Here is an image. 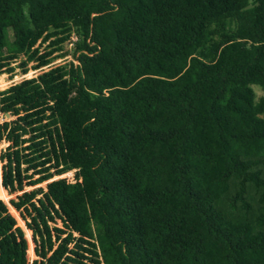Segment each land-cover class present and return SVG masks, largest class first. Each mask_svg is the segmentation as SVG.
<instances>
[{
  "label": "trees",
  "instance_id": "1",
  "mask_svg": "<svg viewBox=\"0 0 264 264\" xmlns=\"http://www.w3.org/2000/svg\"><path fill=\"white\" fill-rule=\"evenodd\" d=\"M29 69L0 264H264V0H0V73Z\"/></svg>",
  "mask_w": 264,
  "mask_h": 264
},
{
  "label": "rangeland",
  "instance_id": "2",
  "mask_svg": "<svg viewBox=\"0 0 264 264\" xmlns=\"http://www.w3.org/2000/svg\"><path fill=\"white\" fill-rule=\"evenodd\" d=\"M74 38L75 37L72 36L69 40L64 42L62 44V46H61V50L57 52V53H61V52L62 53H64V52L67 53L65 56H57L55 59L51 60V62L49 64L44 65V66H42L39 69L45 70V69H47L50 66H53L55 64L63 63L65 61H67V60H70L71 59V52H72V41L74 40ZM39 69H29L24 74H20L19 72H15L12 76H9L5 72L0 73V89L5 88L11 82L18 81V80H20L22 78L30 77V76L35 75L39 71ZM252 88H253L254 92L256 93V95L260 94L261 90H260V87L258 85H253ZM3 118H7V117L5 115L0 116V120L3 119ZM1 146H2V144H0V147ZM262 168L264 170V166ZM58 176L59 177H67L69 179H72L73 178L72 177V170H66V171L60 173ZM17 192H18L17 189H13V190H10V191L2 190V187L0 185V198L2 200H4L5 202H7L8 198L12 197ZM8 210L14 215L17 223L23 227L22 221L18 217L17 213L14 210H12L9 206H8ZM23 230H24V233H26L24 227H23ZM26 237L28 239V242H27V245H28L27 255H28L29 258H31V257H33L31 236L29 234V237H28L27 233H26Z\"/></svg>",
  "mask_w": 264,
  "mask_h": 264
},
{
  "label": "built area",
  "instance_id": "3",
  "mask_svg": "<svg viewBox=\"0 0 264 264\" xmlns=\"http://www.w3.org/2000/svg\"><path fill=\"white\" fill-rule=\"evenodd\" d=\"M70 181H72V182H73V181H74V179L72 178V179H70Z\"/></svg>",
  "mask_w": 264,
  "mask_h": 264
}]
</instances>
